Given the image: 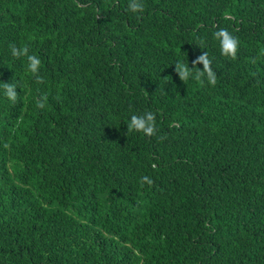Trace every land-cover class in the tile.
Returning <instances> with one entry per match:
<instances>
[{"label": "trees", "instance_id": "obj_1", "mask_svg": "<svg viewBox=\"0 0 264 264\" xmlns=\"http://www.w3.org/2000/svg\"><path fill=\"white\" fill-rule=\"evenodd\" d=\"M143 4L0 0V264H264V0ZM205 51L216 85L182 82Z\"/></svg>", "mask_w": 264, "mask_h": 264}, {"label": "clouds", "instance_id": "obj_2", "mask_svg": "<svg viewBox=\"0 0 264 264\" xmlns=\"http://www.w3.org/2000/svg\"><path fill=\"white\" fill-rule=\"evenodd\" d=\"M129 11L133 13H143L145 10L143 0H129L128 5ZM214 39L219 42L221 54L235 60L237 58V53L239 50L240 40L238 37L234 36L226 28H219L213 34ZM11 54L15 58L27 57V70L32 73L36 79L37 83H44V79L39 75L41 59L34 55L29 54L27 47H17L16 45H11ZM202 64V70L197 67V65ZM212 60L209 58L208 53L205 51L199 55L194 61H192V67L189 68L188 63L177 62L175 64V72L178 74L179 79L182 82L188 81L190 78L196 80L197 82L203 84L206 78L208 84L215 86L217 83V73L212 68ZM4 89V95L9 101L15 103L18 98V92L16 90V84L14 83H2ZM48 103V96L43 95L36 100V106L39 109H44ZM128 132L143 133L148 137L156 136L157 134V117L156 113L152 111H146L143 114H133L130 117V121L127 125ZM163 140L166 137H159ZM7 147V145H5ZM155 167V165H153ZM140 184L143 187L145 184L152 186L154 184L153 179L144 175L140 178Z\"/></svg>", "mask_w": 264, "mask_h": 264}]
</instances>
